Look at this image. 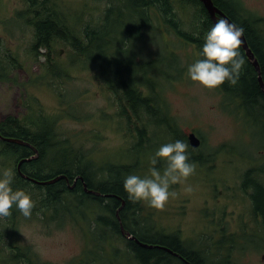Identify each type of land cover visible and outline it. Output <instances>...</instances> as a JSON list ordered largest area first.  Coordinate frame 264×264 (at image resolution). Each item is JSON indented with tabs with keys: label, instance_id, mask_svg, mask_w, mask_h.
<instances>
[{
	"label": "rangeland",
	"instance_id": "obj_1",
	"mask_svg": "<svg viewBox=\"0 0 264 264\" xmlns=\"http://www.w3.org/2000/svg\"><path fill=\"white\" fill-rule=\"evenodd\" d=\"M49 2L61 3V10L73 22L88 21L90 18H97L99 22L103 19V13L113 3L117 4L118 0H49ZM26 9V0H0V51L8 48L12 52L20 51L17 65L7 73L6 79L0 81V121L13 116L20 117L29 109L33 112L57 115L58 133L69 136L73 143L74 141L77 144L82 143L84 149L86 146L94 150L93 161L102 163L111 160L116 163L130 160V150L138 143L134 126L126 123V119L121 117L122 104L112 93L110 84L99 79L95 67H86L79 62L71 68L69 47L60 45L56 48L57 59L67 62L64 79L51 78L45 85L33 82L35 75L41 73V64L46 59L39 53L38 57H44L43 61L39 58V61H30L24 51L21 52V49L28 50L32 40L31 30L17 19L18 14H22ZM123 18H129V15L125 13ZM162 29L161 25L155 29L139 26L137 38L131 42V55L142 58L140 62L144 63L151 62L149 57L159 54V65L168 78H163L162 74L157 73L152 75L157 82L155 90L159 89L161 99L159 101L169 113L168 116L172 117L167 116V120L170 119L171 125L178 133L184 131L187 136L193 132L202 139V147L200 146L195 154L199 155L200 162L203 158L206 160L202 163L193 161L195 171L186 181V184L192 186L193 191L185 192L184 185L181 184L171 185L170 192L175 191L176 194L170 196L164 207L156 209L145 202H139L141 210L139 216L144 220L142 226L147 229L156 225L165 232L174 233L180 230L184 241H189L187 238H193L189 242L203 241L202 239L207 236L211 238L218 234L214 227L215 222L221 221L222 227L227 229L238 227L237 223L233 222L239 220L240 211L249 207V202L247 204L243 202L249 200L250 192L246 196L236 194V188L231 187L236 183L248 181V177L239 175L242 167L248 163L258 164L264 158V135L261 128L250 127L253 123L252 116L262 115L263 112L257 108H252V112L248 110L240 99L233 98L231 89L223 85L208 90L194 84L187 75V66L196 59L195 53L186 54L183 42L173 34H165ZM166 40L169 44L162 52L164 46L160 43L164 45ZM173 53L172 58L179 62V67H183L182 71L172 66L174 59H171L170 55ZM153 93L152 90L148 93V96L151 95L149 98L151 101L157 98ZM31 96L34 100L30 102L28 98ZM157 105L154 108H157ZM183 136L180 133L177 139ZM172 141V136H169L167 130L158 128L157 144L153 143L155 145L153 149L150 147L143 149L137 174L149 175L150 157L153 152L159 145ZM218 190H223L221 195ZM241 190L246 191L247 188L243 185ZM215 192L217 194H214ZM228 214L231 219L222 218ZM56 219L43 220L40 213H37L36 217L32 214L27 222L21 219L15 231V240L31 246L44 262L71 264L83 250L82 230L80 225L75 226L76 219L70 212L59 213ZM241 220L245 222L249 221V218L241 216ZM85 222L87 227H94L93 223L90 225L89 218H86ZM249 224L248 226L246 224V227L251 229L253 223ZM81 225L86 228L84 224ZM154 231L155 227L149 232L148 238L155 240ZM98 232L90 229L93 238L101 235V232ZM247 238L251 236L246 235L245 239ZM4 239L6 243L9 242V239ZM105 244L107 254L102 258V263L99 261L95 264L110 263L108 244ZM249 244L247 249L245 247L247 255H241L243 261L239 264H264L262 258L264 248L254 252L260 244ZM135 263L138 264L137 259L131 258L130 264ZM115 264L128 263L123 256L118 258Z\"/></svg>",
	"mask_w": 264,
	"mask_h": 264
},
{
	"label": "trees",
	"instance_id": "obj_2",
	"mask_svg": "<svg viewBox=\"0 0 264 264\" xmlns=\"http://www.w3.org/2000/svg\"><path fill=\"white\" fill-rule=\"evenodd\" d=\"M118 2L113 3L103 13V19L99 22L97 18L73 22L64 12L60 13L61 3H53L49 0H26L27 9L22 14H18V18L31 30L32 40L28 50L21 49V52H27L25 56L28 60L39 61L40 51H45L46 61L41 64V73L35 75L33 81L41 82V85L47 84L51 78L64 79L66 75L67 62L57 59L56 48L60 45L69 47L71 68L79 62L86 67H95L99 79H105V82L110 84L112 93L122 104L121 116L126 119V123L134 126L138 143L130 150L132 157L135 150H138L139 154L142 153L143 146H138L149 130L153 132L154 137L158 128L169 127L172 132L167 131V133L172 136L173 141L181 132L175 131L170 119L167 120L163 112L166 110L159 101L160 97L155 96L157 98H154L156 100L154 104L149 99L151 95L148 96L151 90L155 92L156 89L155 79L151 77L153 73L168 78L159 65V54L149 57L151 62L142 63L140 62L142 58L131 55V42L137 38L139 26L155 29L160 25L165 34L172 32L175 38L182 41L186 2L185 0H119ZM125 13L129 18H123ZM119 34L121 38L117 37ZM166 41L164 45L160 43L164 46L162 52L169 44V41ZM19 54L20 51L12 52L9 48L0 51V81L6 79L7 73L17 65ZM50 54H54L55 57L52 58ZM173 56L174 53L170 55L171 59H174L172 66L182 71L183 67H179V62L172 58ZM259 58L264 79V58L260 55ZM223 86L233 89L232 93L236 91L248 95V98L243 99V104L248 110L252 109L248 100L262 96L253 72L247 67L242 70L236 85L225 82ZM33 100L32 96L28 98L30 102ZM156 104H158L157 108H154ZM58 119L57 115L33 112L29 109L20 117H8L1 122L2 136L19 139L31 147L1 140L0 169L14 170L13 188L30 198L33 206L32 214L35 217L40 213L43 220L54 221L57 220L56 216L59 213L66 212L72 213L75 217V226L80 225L84 244L82 253L71 264H95L99 261L102 263V258L107 254L105 243L108 244L109 264H115L117 259L123 256L128 264L133 257L137 259L138 264H150V261H153V264H172L170 255L166 251L158 247H141L134 241L127 240L120 233L116 212L124 202L118 213L120 221L128 232L140 241L148 243L145 238L152 240L148 238V234L155 227V240L149 243L179 252L180 237L171 235L157 228L156 225L148 229L143 227L144 220L139 216L141 211L139 202L131 201L124 190L123 178L131 173L137 174L140 169L139 154L135 159L129 157L130 160L116 163L111 160L97 163L93 161L94 150L86 146L84 149L82 143L77 144L75 141L73 143L71 139L69 140V136L58 133ZM180 139L188 144L185 136ZM153 143L156 141L153 140ZM32 148L36 150L37 156L30 162L22 164V173L37 181H46L58 176L63 178L54 184L41 186L17 174L15 164L23 158L35 156L36 153ZM187 152L191 162H200L195 149L189 146ZM79 177L83 178V182ZM76 178L78 179L75 186L71 188ZM84 183L88 190L104 196L86 193L83 189ZM254 203L264 220V190H257ZM86 218L90 219V225L94 224V227H90L95 232H101L98 238L91 236V228L85 224ZM20 221L21 218L14 210L10 216L0 219V264H49L42 261L31 246L18 239L15 240V231ZM81 223L86 228H83ZM4 238L9 239V242L6 243ZM190 260L195 264L198 262L194 257Z\"/></svg>",
	"mask_w": 264,
	"mask_h": 264
},
{
	"label": "clouds",
	"instance_id": "obj_3",
	"mask_svg": "<svg viewBox=\"0 0 264 264\" xmlns=\"http://www.w3.org/2000/svg\"><path fill=\"white\" fill-rule=\"evenodd\" d=\"M243 28L225 18L216 20L203 36L199 58L187 66L189 79L200 87L213 90L225 82L236 85L245 66L239 51ZM189 145L181 139L159 145L150 157L149 175L128 174L123 187L133 202H145L152 208H162L175 195L170 192L174 184L184 185L185 192L193 191L186 184L195 171L189 160ZM159 165V166H158ZM15 172L12 168L0 169V219L15 213L25 222L31 219L33 206L30 198L13 188Z\"/></svg>",
	"mask_w": 264,
	"mask_h": 264
},
{
	"label": "flooded vegetation",
	"instance_id": "obj_4",
	"mask_svg": "<svg viewBox=\"0 0 264 264\" xmlns=\"http://www.w3.org/2000/svg\"><path fill=\"white\" fill-rule=\"evenodd\" d=\"M185 2H186L185 8H184L185 19H184V26L182 30V33H183L182 42H183V47H184V51L186 54H190V52H193L196 55V59L199 58V51L203 43L204 34L208 30V28L211 26V24H213L216 20L220 18H225V19L230 20L232 23H235L236 25L243 28L242 35L245 39V42L248 48L253 53L256 61L259 64L260 75L263 78L262 64H261L259 55L260 57L264 58V0H211L215 8V11L213 12L214 18L201 1L185 0ZM253 3H256V5H253ZM170 34H172V32L169 33L168 35ZM119 37H120V34H119ZM239 51L246 61L244 67H247L249 71L253 72L256 83H257L259 74L256 68L254 67L253 62L247 56L245 49L241 45L239 46ZM40 53H42L44 56L45 51L41 50ZM50 55L52 58L55 57L54 54H50ZM69 60L71 61V57ZM102 81L106 83L105 79H103ZM231 91H233V89H231ZM234 92L235 93H231L233 98L240 99V101L242 102H243V99L248 98V95L241 94L236 91ZM261 93H262V98H264V93L263 92ZM152 101L154 104L156 103V100L153 99ZM250 110L252 112V109ZM152 134L153 132L149 130L147 132V135L145 136V139L141 141L138 147H142L143 144L146 146V148L149 147L153 141ZM205 160L206 158H203V161ZM18 162L15 164V169H16L17 174H19V172L17 171ZM20 170L22 172V166L20 167ZM260 178L261 177H257V179L254 178V180L255 181L260 180V182H264V179H260ZM247 190L246 191H242V190L236 191V194L241 193L244 196L249 195V192H250L249 200L247 199L243 202V204H247L249 202L250 208L248 207V208H245L244 211H240V213H238L239 220L238 221L235 220L233 224L237 223L236 226L238 227H240L242 224L241 227L248 229L246 227V224L248 226L250 225L249 223L251 224L253 223V226L254 224H258V226L255 225V227L262 228L264 226L263 216L260 211H257L255 207V203H254L256 192L250 189H247ZM221 193L222 191H219L220 195ZM241 216L245 219L249 218V221L242 222ZM222 218L231 219L232 217L230 216V214H228L225 216L223 215ZM221 224H222L221 221L214 223V227L217 231L225 228V227H222ZM214 236L215 237H211V238L206 237V238H203L202 240L203 241H206V240L218 241V238L216 237H219V235L215 234ZM231 237H234V236L231 235ZM256 241L264 242V238L255 239L251 237L249 239L248 238L246 239V242L251 243V244L256 243ZM262 258L264 260V255Z\"/></svg>",
	"mask_w": 264,
	"mask_h": 264
},
{
	"label": "bare ground",
	"instance_id": "obj_5",
	"mask_svg": "<svg viewBox=\"0 0 264 264\" xmlns=\"http://www.w3.org/2000/svg\"><path fill=\"white\" fill-rule=\"evenodd\" d=\"M151 77L154 78L153 75H151ZM261 83L264 86V79L262 77L261 79H257V85L261 89V92H263L264 88L262 87ZM158 92L159 89L155 90V96L160 97V94ZM248 104L252 108H257L261 110V112H263L262 115L257 114L252 116L253 123H251L250 127L251 129L261 128V131L264 135V98H262V96H257L255 99L248 100ZM241 175L244 177H248V181L244 183H236L235 186H232L231 188H239L245 185L247 189L253 190L254 192H257V190H264V182L254 180V178L257 179V177H261L260 179H264V158L258 164H246V166L242 167ZM77 179L78 178L74 179V181ZM81 181L83 182V178L81 179ZM210 215L212 216V214ZM203 233L206 234L207 231H203ZM218 235L219 241L216 242H185L184 240L180 239L178 243L179 252H176L172 249H170L171 252L166 251L170 255V263L195 264L192 260H190L191 257H194L196 258V260H198L197 264H239L243 261V258L241 259V255H247L245 253V247L247 249V245H250L249 243L246 244L247 242L245 236L249 235L255 239L264 238V226L262 228L253 226L251 229H246L243 227H235L229 229L223 228L222 230L218 231ZM231 235L234 237H231ZM145 241H147L148 243L144 241L142 242L149 246L155 245L154 243H149L152 242V240L150 239L145 238ZM134 242L139 245L135 240ZM256 243H259L260 247L256 248L254 252L264 248V242L256 241ZM245 258L246 257H244V259ZM150 264H153V261H150Z\"/></svg>",
	"mask_w": 264,
	"mask_h": 264
},
{
	"label": "water",
	"instance_id": "obj_6",
	"mask_svg": "<svg viewBox=\"0 0 264 264\" xmlns=\"http://www.w3.org/2000/svg\"><path fill=\"white\" fill-rule=\"evenodd\" d=\"M200 1L205 5V7L209 10L210 14H211V15L213 16V18H214V13H213V12L215 11V8H214V6H213L211 0H200ZM227 20H228V19H227ZM228 21H230V20H228ZM230 22H231V21H230ZM240 45L245 49V51H246V53H247V56L251 59V61L253 62L254 67H255L256 70L258 71V74H259L258 78L261 79L259 64H258V62L256 61V59H255L253 53H252V52L250 51V49L248 48V46H247V44H246V42H245V39H244L243 35L241 36V44H240ZM40 60L43 61V60H44V57H40ZM261 85H262V83H261ZM262 87L264 88L263 85H262ZM263 93H264V89H263ZM0 136H1L2 140L5 141V142H15V143L20 144V145H25V146L31 147L28 143L23 142V141H21V140H19V139H15V138H11V137H4V136H2L1 134H0ZM189 142H190V144H191V146H192L193 148H196V147L199 145V140L195 137L194 134H190V135H189ZM32 149H33V150L35 151V153H36V150H35L34 148H32ZM36 156H37V153L35 154V156H31V157H29V158H23V159H21V160L18 162V164H17V171L19 172V174L21 175L22 178H24V179H26V180H28V181H31V182H33L34 184L41 185V186H45V185H49V184H54V183L58 182L61 178H63L62 176H58V177H56V178H54V179H50V180H46V181H37V180H35V179H33V178H31V177L25 175L24 173H22L21 170H20V167L22 166V164H23V163L30 162L32 159H35ZM65 179H66V178H65ZM75 182H76V180L73 181V185L70 186L71 188H73V186H75ZM83 189H84V191H85L86 193L94 194V195H96V196H100V195H101V194L98 193V192H95V191H92V190H88V189H87V186H86L85 183L83 184ZM101 196H104V195H101ZM123 206H124V202L122 203L121 207H120V208L117 210V212H116V215H117L118 219H120V218H119V213H118V212L120 211V209H121ZM120 231H121L122 234H124V235L126 236L127 239L135 240V241H136L141 247H144V248L158 247V248H160V249H163L164 251L171 252L170 249L167 248V247L160 246V245H152V246H149V245L144 244L143 242L137 240L134 236H131V234H129V233H125L124 227H123V225L121 224V222H120Z\"/></svg>",
	"mask_w": 264,
	"mask_h": 264
}]
</instances>
